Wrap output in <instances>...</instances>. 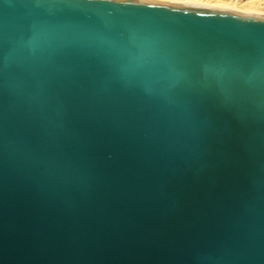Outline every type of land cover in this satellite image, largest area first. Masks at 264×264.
<instances>
[{
  "label": "water",
  "instance_id": "obj_1",
  "mask_svg": "<svg viewBox=\"0 0 264 264\" xmlns=\"http://www.w3.org/2000/svg\"><path fill=\"white\" fill-rule=\"evenodd\" d=\"M0 264H264V15L0 0Z\"/></svg>",
  "mask_w": 264,
  "mask_h": 264
},
{
  "label": "bare ground",
  "instance_id": "obj_2",
  "mask_svg": "<svg viewBox=\"0 0 264 264\" xmlns=\"http://www.w3.org/2000/svg\"><path fill=\"white\" fill-rule=\"evenodd\" d=\"M162 1V0H161ZM165 1V0H164ZM172 3L198 4L212 7H218L220 10H229L235 12H257L264 15V0H168Z\"/></svg>",
  "mask_w": 264,
  "mask_h": 264
},
{
  "label": "rangeland",
  "instance_id": "obj_3",
  "mask_svg": "<svg viewBox=\"0 0 264 264\" xmlns=\"http://www.w3.org/2000/svg\"><path fill=\"white\" fill-rule=\"evenodd\" d=\"M162 1H164V0H162ZM166 2H170V1H168V0H165ZM242 2L244 3V2H246V0H242ZM195 5H198V4H195ZM199 6H204V5H199ZM205 7H208V6H205ZM212 8H215V7H212ZM217 9H220V8H218V7H216ZM245 13H247V12H245ZM249 13V12H248ZM253 13H255V12H253ZM255 14H258L257 12L255 13ZM259 14H261V13H259Z\"/></svg>",
  "mask_w": 264,
  "mask_h": 264
}]
</instances>
